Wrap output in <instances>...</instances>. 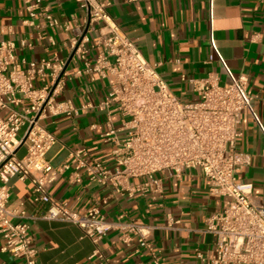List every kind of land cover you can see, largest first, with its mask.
<instances>
[{
	"label": "built area",
	"instance_id": "1",
	"mask_svg": "<svg viewBox=\"0 0 264 264\" xmlns=\"http://www.w3.org/2000/svg\"><path fill=\"white\" fill-rule=\"evenodd\" d=\"M21 1L30 26L44 19L50 27L72 33L66 45L70 60L83 64L78 74L109 75L113 81L107 98L97 104L87 101L78 108L69 100L60 102L57 97L65 87L68 61L56 56L30 62L20 59L16 42L4 39L14 34V28L0 27V112L7 111L4 117L0 115L1 251L24 264H40L26 213L10 208L13 179L30 182L34 203L47 206L43 219L77 226L97 243L116 224L106 220L96 206L78 213L52 199L50 189L65 170L112 185L130 197L161 195L160 173L181 178L188 171H199L211 195L226 199V206L207 221V232L216 239L214 252L205 255L197 250V257L207 264H264V205L252 197V186L239 180L251 164V155L237 149L244 112L252 116L263 136L264 124L256 112V96L248 92L247 79L231 71L218 49L214 0H210L208 20L210 60L218 59L229 82L221 84L217 74L203 79L182 75V81H189L200 93L189 102L179 99L157 67L144 59L108 13L106 1L74 0L85 11L74 28L53 18L43 0ZM21 46L31 47L25 41ZM91 110L106 115L102 137L112 147L114 170L90 159L86 149L71 152L67 163L54 168L47 155L58 140L46 120ZM119 229L124 244L136 239L140 249L156 257L150 226L131 221ZM94 256L104 260L98 251Z\"/></svg>",
	"mask_w": 264,
	"mask_h": 264
},
{
	"label": "crops",
	"instance_id": "2",
	"mask_svg": "<svg viewBox=\"0 0 264 264\" xmlns=\"http://www.w3.org/2000/svg\"><path fill=\"white\" fill-rule=\"evenodd\" d=\"M120 29L141 52L144 59L157 67L174 94L184 102L200 95L188 79H203L217 74L221 84L229 82L221 63L213 56L209 44L210 0H101ZM44 6L61 24L76 25L85 11L74 0H43ZM21 0H0V27L14 28L5 37L17 44L16 54L26 61H40L56 56L68 61L65 87L57 100H69L75 107L87 101L107 98L112 77L81 73L82 63L70 61L67 42L72 35L50 27L44 19L35 26ZM214 25L218 49L237 77L247 79L248 92L256 96L255 108L264 124V0H214ZM51 39L55 41L52 45ZM26 42L30 48H22ZM92 77L94 80H92ZM119 119H115L117 125ZM106 115L98 110L79 116H58L46 120L57 144L47 159L58 169L69 161L73 151L86 149L90 159L114 170L112 147L104 142ZM242 137L237 149L251 155V164L239 174L240 182L252 186V197L264 205V136L248 112L242 115ZM162 178L163 193L121 194L112 185H101L73 169L65 170L50 189L56 202L67 203L72 210L85 213L98 207L102 216L116 228L95 243L74 225L43 219L46 205L33 200L30 182H10V208L24 211L39 251L40 264H207L196 255L215 250V237L207 232V221L221 213L226 199L211 195L209 183L199 171H188L183 177ZM131 221L152 228L156 257L139 248L136 239L130 245L121 241V226ZM0 237V264H24L4 254ZM99 252L104 260L95 257ZM156 258L158 261H156Z\"/></svg>",
	"mask_w": 264,
	"mask_h": 264
},
{
	"label": "rangeland",
	"instance_id": "3",
	"mask_svg": "<svg viewBox=\"0 0 264 264\" xmlns=\"http://www.w3.org/2000/svg\"><path fill=\"white\" fill-rule=\"evenodd\" d=\"M6 114H7V111H1V112H0V115H1L2 117H4ZM24 153H25L24 151H21V152H20V156H23Z\"/></svg>",
	"mask_w": 264,
	"mask_h": 264
},
{
	"label": "water",
	"instance_id": "4",
	"mask_svg": "<svg viewBox=\"0 0 264 264\" xmlns=\"http://www.w3.org/2000/svg\"><path fill=\"white\" fill-rule=\"evenodd\" d=\"M71 61V60H70Z\"/></svg>",
	"mask_w": 264,
	"mask_h": 264
}]
</instances>
